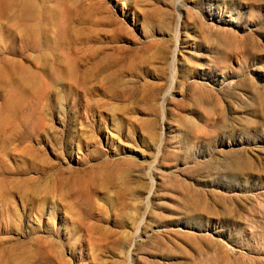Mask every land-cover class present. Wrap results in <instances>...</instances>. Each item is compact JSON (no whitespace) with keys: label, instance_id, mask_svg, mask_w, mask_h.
Returning a JSON list of instances; mask_svg holds the SVG:
<instances>
[{"label":"rangeland","instance_id":"374dc122","mask_svg":"<svg viewBox=\"0 0 264 264\" xmlns=\"http://www.w3.org/2000/svg\"><path fill=\"white\" fill-rule=\"evenodd\" d=\"M0 264H264V0H0Z\"/></svg>","mask_w":264,"mask_h":264}]
</instances>
